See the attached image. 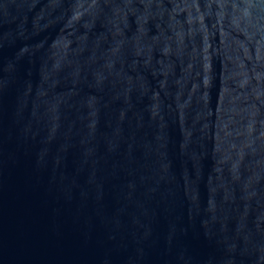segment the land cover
<instances>
[{
    "label": "water",
    "instance_id": "1",
    "mask_svg": "<svg viewBox=\"0 0 264 264\" xmlns=\"http://www.w3.org/2000/svg\"><path fill=\"white\" fill-rule=\"evenodd\" d=\"M0 264H264V0H0Z\"/></svg>",
    "mask_w": 264,
    "mask_h": 264
}]
</instances>
